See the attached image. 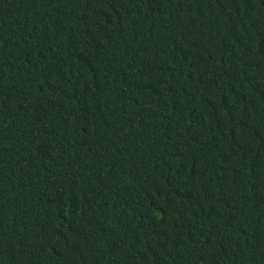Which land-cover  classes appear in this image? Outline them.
<instances>
[{
  "label": "trees",
  "instance_id": "trees-1",
  "mask_svg": "<svg viewBox=\"0 0 264 264\" xmlns=\"http://www.w3.org/2000/svg\"><path fill=\"white\" fill-rule=\"evenodd\" d=\"M0 264H264V0H0Z\"/></svg>",
  "mask_w": 264,
  "mask_h": 264
}]
</instances>
